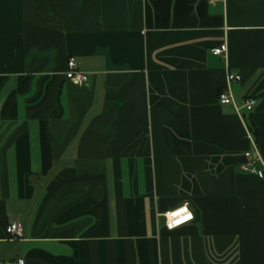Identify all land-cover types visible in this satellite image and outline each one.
<instances>
[{
	"label": "crops",
	"instance_id": "1",
	"mask_svg": "<svg viewBox=\"0 0 264 264\" xmlns=\"http://www.w3.org/2000/svg\"><path fill=\"white\" fill-rule=\"evenodd\" d=\"M248 123L264 161V0H0V264H264Z\"/></svg>",
	"mask_w": 264,
	"mask_h": 264
},
{
	"label": "built area",
	"instance_id": "2",
	"mask_svg": "<svg viewBox=\"0 0 264 264\" xmlns=\"http://www.w3.org/2000/svg\"><path fill=\"white\" fill-rule=\"evenodd\" d=\"M214 1H217V0H211V2H214ZM211 52L212 54L216 56H222L224 58H227V54H228L227 42L224 41L220 45L213 47L211 49ZM66 77L72 82L80 86L84 85L88 81V73L83 72L78 69L75 58H70L68 61V69L66 71ZM240 80H241V75L239 73H235V72L228 73L227 86L222 88V90L219 91V102L222 104L233 105L238 113H240L243 109L252 111L256 105L255 98L253 97L247 98L244 104L241 106L237 105L234 99L232 89H231V84L233 82H237ZM248 134L253 144V151L255 155H253L251 151H247L245 153V156L247 157V161L243 165V169L249 170L253 173L259 174L260 176L264 177V161L261 157V154L256 145V141L254 140V137L252 136L250 131ZM258 164H261L262 168H258ZM164 215L166 218V227L168 229H175L177 227L185 225L193 221L195 218V215L190 208L189 202H185L181 204L180 206H178L177 208L167 211ZM24 230L25 228L20 221L11 222L6 228L7 233L12 238H16V239L23 238ZM8 264H26V261L23 258H19L17 260L8 262Z\"/></svg>",
	"mask_w": 264,
	"mask_h": 264
},
{
	"label": "trees",
	"instance_id": "3",
	"mask_svg": "<svg viewBox=\"0 0 264 264\" xmlns=\"http://www.w3.org/2000/svg\"><path fill=\"white\" fill-rule=\"evenodd\" d=\"M248 128H249L250 132H252V134L256 138L258 133H257V130L255 129L254 125L248 123Z\"/></svg>",
	"mask_w": 264,
	"mask_h": 264
}]
</instances>
